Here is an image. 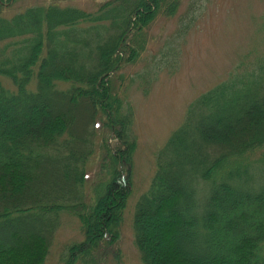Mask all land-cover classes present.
<instances>
[{"label":"trees","instance_id":"16d2710c","mask_svg":"<svg viewBox=\"0 0 264 264\" xmlns=\"http://www.w3.org/2000/svg\"><path fill=\"white\" fill-rule=\"evenodd\" d=\"M17 1L0 0V264H44L62 212L78 219L83 235L62 264H103L108 253L119 256L111 249L136 147L131 112L111 90L117 51L159 14L173 15L180 0L5 15ZM101 126L114 144L103 142L108 177L87 204L84 167ZM152 226L173 235L158 259ZM132 230L141 264H264V57L188 105L156 155Z\"/></svg>","mask_w":264,"mask_h":264},{"label":"rangeland","instance_id":"374dc122","mask_svg":"<svg viewBox=\"0 0 264 264\" xmlns=\"http://www.w3.org/2000/svg\"><path fill=\"white\" fill-rule=\"evenodd\" d=\"M115 2L19 0L4 8V13L11 15L28 7L48 5L94 13L104 4ZM263 14L264 0H180L173 15L159 14L142 29L139 39L129 37L126 50L117 51L119 67L111 77V90L121 100L124 112H131L129 134L136 147L131 156L132 189L122 213L119 241L111 249L118 250L119 256L108 253L102 257L103 264H141L132 220L137 199L148 189L154 174L156 155L183 122L191 102L231 75L250 70L264 57ZM138 40L142 46L134 59L129 58ZM98 118L102 120L99 115ZM93 130L94 152L84 167L82 190L87 204L92 202L93 187L108 177V169L102 168L107 162L103 142L114 144L102 126ZM166 229L152 226L147 233L157 259L167 251L168 239L173 238ZM82 239L78 219L62 212L44 264H62L67 248Z\"/></svg>","mask_w":264,"mask_h":264}]
</instances>
